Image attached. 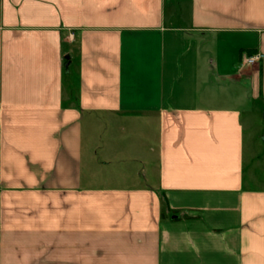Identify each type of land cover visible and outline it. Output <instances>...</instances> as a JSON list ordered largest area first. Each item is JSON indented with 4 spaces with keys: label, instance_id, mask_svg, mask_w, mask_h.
<instances>
[{
    "label": "crops",
    "instance_id": "1",
    "mask_svg": "<svg viewBox=\"0 0 264 264\" xmlns=\"http://www.w3.org/2000/svg\"><path fill=\"white\" fill-rule=\"evenodd\" d=\"M253 113L264 0H0V264H264Z\"/></svg>",
    "mask_w": 264,
    "mask_h": 264
},
{
    "label": "rangeland",
    "instance_id": "2",
    "mask_svg": "<svg viewBox=\"0 0 264 264\" xmlns=\"http://www.w3.org/2000/svg\"><path fill=\"white\" fill-rule=\"evenodd\" d=\"M245 122L246 174L249 176V169L253 168L256 172V168L259 167L257 173L264 175V115L253 113ZM258 159L259 163L255 164Z\"/></svg>",
    "mask_w": 264,
    "mask_h": 264
},
{
    "label": "built area",
    "instance_id": "3",
    "mask_svg": "<svg viewBox=\"0 0 264 264\" xmlns=\"http://www.w3.org/2000/svg\"><path fill=\"white\" fill-rule=\"evenodd\" d=\"M260 59H261V55L259 53H255L252 55H245L242 57V60H241L242 66H251Z\"/></svg>",
    "mask_w": 264,
    "mask_h": 264
},
{
    "label": "trees",
    "instance_id": "4",
    "mask_svg": "<svg viewBox=\"0 0 264 264\" xmlns=\"http://www.w3.org/2000/svg\"><path fill=\"white\" fill-rule=\"evenodd\" d=\"M249 55H250V53H249Z\"/></svg>",
    "mask_w": 264,
    "mask_h": 264
}]
</instances>
